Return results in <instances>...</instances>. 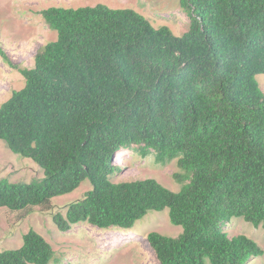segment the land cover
<instances>
[{"label": "trees", "instance_id": "trees-1", "mask_svg": "<svg viewBox=\"0 0 264 264\" xmlns=\"http://www.w3.org/2000/svg\"><path fill=\"white\" fill-rule=\"evenodd\" d=\"M189 27L181 36L154 28L131 9L49 7L57 34L32 68L4 62L24 79L0 105V140L31 159L43 177L0 178V208L22 211L88 180L91 190L53 222L129 231L149 211L168 209L176 238L146 235L158 264H248L252 239L223 226L241 218L264 231V0H179ZM133 148L157 163L176 160L173 192L154 179L113 182L114 158ZM57 262L34 230L0 264Z\"/></svg>", "mask_w": 264, "mask_h": 264}, {"label": "rangeland", "instance_id": "rangeland-1", "mask_svg": "<svg viewBox=\"0 0 264 264\" xmlns=\"http://www.w3.org/2000/svg\"><path fill=\"white\" fill-rule=\"evenodd\" d=\"M98 4L110 9H131L146 18L152 27H167L181 36L188 30L189 21L179 0H0V105L13 91L23 88V77L8 66L5 56L19 68H32L36 53L57 34L44 23L40 11L49 7L79 8ZM264 94V74L255 76ZM120 167L113 182L154 179L170 191L178 192L183 183L174 178L180 174L176 160L166 165L157 163L153 153L141 156L133 148L122 150L114 158ZM43 177L42 171L31 160L12 153L0 140V178L12 183H29ZM91 190L88 180L69 194L55 197L47 207H33L22 211L0 208V251L17 249L23 235L30 229L42 236L52 247L57 262L51 264H158L146 241V235L157 232L176 238L180 226L169 222L168 209L149 211L131 230L117 228L99 230L87 223L60 231L53 215H65L66 207L84 198ZM229 238L244 235L262 249L263 254L248 264H264V231L241 218H234L223 226ZM205 264H209L205 260Z\"/></svg>", "mask_w": 264, "mask_h": 264}]
</instances>
